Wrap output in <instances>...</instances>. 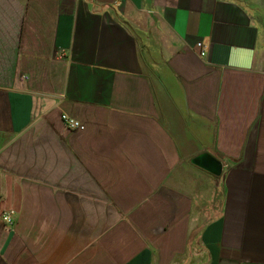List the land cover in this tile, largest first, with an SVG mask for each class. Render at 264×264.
<instances>
[{
	"label": "crops",
	"instance_id": "1",
	"mask_svg": "<svg viewBox=\"0 0 264 264\" xmlns=\"http://www.w3.org/2000/svg\"><path fill=\"white\" fill-rule=\"evenodd\" d=\"M0 264H264V0H0Z\"/></svg>",
	"mask_w": 264,
	"mask_h": 264
},
{
	"label": "water",
	"instance_id": "2",
	"mask_svg": "<svg viewBox=\"0 0 264 264\" xmlns=\"http://www.w3.org/2000/svg\"><path fill=\"white\" fill-rule=\"evenodd\" d=\"M192 163L216 177H220L223 173L224 162L221 158L214 156L208 152L200 154L192 160Z\"/></svg>",
	"mask_w": 264,
	"mask_h": 264
},
{
	"label": "built area",
	"instance_id": "3",
	"mask_svg": "<svg viewBox=\"0 0 264 264\" xmlns=\"http://www.w3.org/2000/svg\"><path fill=\"white\" fill-rule=\"evenodd\" d=\"M197 47L201 49L203 47L202 42H198ZM200 54L202 56H205L206 52L203 49H201ZM61 120L71 130H84L85 129V124L72 118L71 116L67 114H62ZM15 216H16V211L13 209H10V210L5 211L2 214V220L6 225H12L14 223Z\"/></svg>",
	"mask_w": 264,
	"mask_h": 264
}]
</instances>
